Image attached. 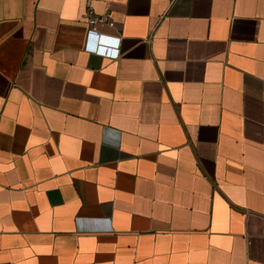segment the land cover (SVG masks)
<instances>
[{
  "label": "crops",
  "instance_id": "obj_1",
  "mask_svg": "<svg viewBox=\"0 0 264 264\" xmlns=\"http://www.w3.org/2000/svg\"><path fill=\"white\" fill-rule=\"evenodd\" d=\"M0 264H264V0H0Z\"/></svg>",
  "mask_w": 264,
  "mask_h": 264
},
{
  "label": "built area",
  "instance_id": "obj_2",
  "mask_svg": "<svg viewBox=\"0 0 264 264\" xmlns=\"http://www.w3.org/2000/svg\"><path fill=\"white\" fill-rule=\"evenodd\" d=\"M86 19L90 26L89 34L90 37L94 34V27L100 23L108 24L110 26H114V20L112 19L109 12H105L102 14H97L91 6H88L86 10Z\"/></svg>",
  "mask_w": 264,
  "mask_h": 264
}]
</instances>
